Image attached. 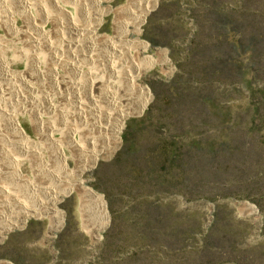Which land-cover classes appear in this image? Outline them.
<instances>
[{
  "label": "rangeland",
  "instance_id": "obj_1",
  "mask_svg": "<svg viewBox=\"0 0 264 264\" xmlns=\"http://www.w3.org/2000/svg\"><path fill=\"white\" fill-rule=\"evenodd\" d=\"M138 3L113 0L101 4L109 13L102 16L98 25L95 8L84 5L88 9L86 14L94 18L89 23L78 17L83 19L80 20L83 26H92V35L99 43L91 54L97 59L92 65L85 60L81 62L83 77L70 71L65 73L62 67L61 74L83 83L104 78L98 81H107V88L118 90L119 95L126 92V83H115L104 61L111 49L107 43L122 45L121 28L124 22H131V14L120 19L115 14L122 8L137 12ZM65 10L61 11L62 18L58 16L60 21L66 24L67 19L77 20L68 7ZM13 18H17L19 27L24 25L21 17L13 15ZM8 27L0 25L1 63L13 72L26 71V66L33 65L31 62H36V58L45 72L57 67L52 57L40 55L24 34L11 33ZM63 33L62 38L67 37ZM87 36L84 34L82 38ZM127 39L145 45L140 50L132 46L127 52L137 62L146 64L136 81L144 87L146 103L138 113L126 115L115 131L110 151L95 158L80 175L78 169L84 164L85 155L74 151L68 141L61 139L57 145L48 136L36 137L28 119L21 114L20 122L31 138L29 146L34 149L23 152L17 144H10L8 138L14 137L6 130L8 125L3 122V128L0 126V170H3L0 183L5 180L0 185L23 197L29 205L46 199V187L64 192L54 204L62 214L60 229L48 238V219L26 218L22 229L14 230L12 235L24 242L31 240L32 245L24 251L21 248L18 255L27 264H264V0H153L140 14L135 31H129ZM163 58L166 64L156 65ZM112 65L123 76L134 74L133 64L125 57H115ZM24 76L29 82L32 79L37 94L30 93L27 85L14 88V84L6 85L0 79L3 82L0 81V88H8L3 89L8 91L6 94L0 93V108L19 111L21 106L29 105L40 107L41 111L46 97L56 100L58 92L52 82L43 86L39 76L32 73ZM87 92L84 90V95L82 91V101L90 97ZM30 95L37 99L40 96V102L33 101V97L29 100ZM24 97L28 99L25 101ZM60 100L62 103L54 102L63 104L60 106H64L61 109L64 111L58 110L57 116L45 113L46 123L65 132L73 127L78 130L76 137L82 135V144L87 145L91 124L85 123L87 127L82 120L80 126L74 115L81 111L67 108L69 103ZM123 103L126 105L127 101ZM85 110L82 115L92 122L93 113ZM94 137V145L99 146L96 149L106 144ZM60 149L70 158L67 172L57 156ZM57 163L61 168L55 167ZM12 168L22 172L19 183ZM51 171L70 182L75 178L82 188L102 196L108 215L106 227L101 228L103 222L96 201L77 189L65 193L68 184L53 179ZM34 183L40 187L36 193L30 190ZM4 193L0 188V213L21 214L12 198ZM244 204L253 205L255 214L245 209ZM2 223L0 219V227ZM1 241L5 243V239ZM14 253L3 248L0 258Z\"/></svg>",
  "mask_w": 264,
  "mask_h": 264
},
{
  "label": "bare ground",
  "instance_id": "obj_2",
  "mask_svg": "<svg viewBox=\"0 0 264 264\" xmlns=\"http://www.w3.org/2000/svg\"><path fill=\"white\" fill-rule=\"evenodd\" d=\"M87 1L90 3V5H92V7H94L95 9H97V12L99 11L102 15L103 14H106V12L108 13V10L105 11V10H102V9L99 8V6H98L99 5L98 4V0H86V2ZM131 1H133V2L135 1L136 3H138L140 1L138 3V10L136 12V11H132L133 9L132 10H129L128 8H122V9H120L118 11L117 14H115L118 19H120V17L121 18L124 17L125 15L127 16V14H128V16L131 14V16H130L131 22H129L131 24H129L128 22H124L123 27L122 28L120 27L121 30H123L122 31L123 38L121 39L122 45H120L119 47H117L115 45H112L110 43H107L108 44V47L110 46L109 48H111V49H110V52L107 51V52H109V55H107L108 57L106 56L107 57V60L104 61V62H106V65H108V66H106L107 67V70L110 73L112 72V74H113L112 77L114 78L115 83L124 81L126 83L125 85H127V87H128L127 90H126V92H124V93L121 92L122 94L119 95L120 92L118 90L114 91V90H111V89H109V88L106 87V84L107 83L105 84V82H107V81H105L104 83H103V81H98L101 78H98V80L96 81V78L93 79L91 77L92 79L87 80L86 83H83V82H81V79H73L74 77L71 78L70 76H68L67 74H65V73H69V71H70L71 74L73 72V73H75V75H78V76L81 75L82 76L83 73H82V68H81V65H80L81 62L85 60L87 63H90L92 65V62L97 59V57H93V55H95V54H93V55L91 54V53H93V51L96 50L97 44L99 43V42L97 43L96 38H94V36L92 35V31H93L92 26H90V25L89 26H87V25L86 26H83L82 21H80V20H83L80 17H84L88 21L89 20H92V16L87 15L86 13H88V11L85 10L84 7H83L85 0H0V25L6 26V27L9 26L7 29L11 33H14L15 32V33H19L21 35L24 34L25 37L28 38L27 41L30 43V45H32L36 49V51H38L40 53V55H44L45 57H52L53 62H55L56 65L58 64L57 67H55V68L52 67V68L48 69L45 72L42 69L43 66L41 65V61L36 58V62H33V61L31 62V64L34 63L33 65H31V66H29V65L26 66L25 65L26 66V71L13 72L12 70L9 69L8 65L6 66V65H4L3 63L0 62V79L6 85H8V84L9 85L10 84H14L15 85L14 88L15 87L17 88L18 86H20V84L25 85V86L27 85L30 88V90H29V91H31L30 93L36 92V94H37V89L38 88L36 89V87L33 85V83H31L32 79L29 82L26 79L27 76L26 75H25L26 77L24 76V73H29V74L32 73V74H35V76L36 75L39 76L40 77V80L42 79L40 82H43V86L45 84L47 85L50 82H52L54 84V86L56 87L55 90H57V92H58L57 93V96L58 97H56V100L53 97L52 98L46 97L44 100H42V98H40L43 101V103H44V104L41 103V111H39L40 110V107L37 108L35 106L36 108H34L33 106H29V105L28 106H26V105H24V106L19 105V106H21V108H19L20 109L19 111L18 110L16 111L15 109L8 110V109L5 108V106H3V108H0V117H1V119H0V126L2 125L3 122L5 123L6 126L8 125V128L5 126L7 128L6 130H10V134L9 135H11V133H12L11 136L14 137L13 138L14 140H11L12 138L11 139L8 138L10 140V141L8 140L10 142V144H12L13 146H14V144H17V147H19L21 150H23V152L24 151L25 152L34 151V149H32L31 146H29L30 143H28V141H30L31 138L29 137V134L27 133V131L25 130V128L22 126V123L20 122L21 119H19V115L22 114L23 117L26 116V118L28 119L31 128L33 129L32 132H35V135H37L36 137L43 138L44 136H46V137L48 136L47 138H49L50 141L56 143L57 145H59V142L61 141V139H63L64 141L66 140V141H68V143H71L73 145L74 151H77L80 154H82V152H83V154L85 155L84 164L81 165L80 167L78 166L79 163L77 165L79 167V169H78V174L79 175L82 173L83 170H85L86 168H90L91 167V164H92V162H93V160L95 158H97L99 156H102L104 154L106 155L110 151V149L112 147V143H113V138H114V135H115V131H116L119 123L126 117V115H131V114L138 113L142 109V107L145 105L146 100H147V98H146V92L144 90V87L143 86H140L136 82L137 81V78L142 73V71L145 68L146 64L143 65V63H141V62H140L141 63L140 64L139 62H137L135 60V57H133L132 54L130 55L127 52V49H129L132 46L139 47V49H144L145 45L141 41L127 39V34L129 33V31H135V27L137 26L138 22L140 21V14L143 12V10L146 7L150 6L153 3V0H131ZM67 7H68V10L70 12L71 11L73 12V14L75 15V17H76L77 20H73L72 18L71 19H67L66 24H64L62 21L59 20L58 16L62 18V16H61L62 15V12L61 11L65 12L66 11L65 9H67ZM82 8H83V10H82ZM74 9L76 10V12L74 11ZM66 13H68V12H66ZM83 13L85 15H83ZM54 14H56L57 16L54 17L53 16ZM13 15H16L18 17H21L22 20H23V24L24 25H22V26L19 27L18 26L17 18L14 19L13 18ZM78 16H80V17H78ZM97 16H98V14H97ZM65 20H66V18H65ZM89 23H90V21H89ZM129 26H131V28H132L131 30L128 28ZM64 31H65L67 37L64 38V35H63V38H62V33ZM84 34H86L88 36L82 38V36ZM21 35H18V36H20V38H21ZM58 35H59V37H58L59 39H57V36ZM60 36H61V39H60ZM85 38H86V40H84ZM1 40L2 39H0V41ZM20 42H22V40ZM24 42H26V41H24ZM2 46H4V45H2ZM5 47H7V46L5 45ZM19 47L20 46H18L17 48L19 49ZM21 48H22V46H21ZM23 49H25V48H23ZM105 49H106V47H105ZM122 50H125L126 52L125 53H122ZM26 51H27V49H26ZM44 51L46 53L43 54ZM30 53H31V51H30ZM19 54H21V53H19ZM82 57H83V60H82ZM115 57H125L126 60H129V62L132 63L133 66H134V74L131 73V74H128V75L123 76L122 73L119 71V69L118 68L116 69L115 66L113 67V65H112V60ZM42 58H43V56H42ZM23 59H24V57H23ZM28 61H29V59L27 60V62ZM44 61H45V59H44ZM97 61H99V60H97ZM157 61L158 62H157L156 65L163 66V65L166 64V60L164 58L161 59V60H157ZM102 62H103V60H102ZM99 63H101V62L99 61ZM83 64H84V62H83ZM61 67H62V71L64 70L65 73H62L61 74V72L59 71V68L61 69ZM95 67H97V66L95 65ZM101 68H102V66H101ZM122 72H123V70H122ZM45 73H47L48 75H46ZM86 74H87V72H86ZM106 77H108V76H106ZM103 79H101V80H103ZM82 80H85V79L82 78ZM2 81H1V84L3 83ZM99 82H100V85H99ZM112 83H113V81H112ZM6 85H4V86H6ZM39 85H40V83H39ZM7 87H10V86H7ZM121 87L123 88L124 86L121 85ZM39 88H40V86H39ZM3 89H5V88H3ZM3 89L0 88V93H3L4 94L6 92L5 90L8 89V88H6L5 90H3ZM21 89H23V88H21ZM83 89L84 90H89V92L91 94L90 97L88 95H86V96H88V98L86 97L87 99L85 101H82V91L84 93V90ZM15 92L16 91L14 90V93ZM89 92H87V93H89ZM95 92L97 93L96 95L94 94ZM22 93H23V91L21 92V94ZM38 94H40V93H38ZM84 95H85V93H84ZM25 96H26V94H25ZM51 96H52V94H51ZM32 97L33 96L30 95L29 96V100ZM39 97H38V99H39ZM61 98L63 100L65 99L64 103H66V102L69 103L68 104L69 105L68 107H67V105H65L67 108H70V106H71L72 108H74V109H76L78 111L79 110L81 111V112H78L77 115L76 114L75 115L73 114L74 116H76L77 121H78V123H79L80 126L82 125V120H83V123L84 124L85 123L86 124L88 123V125L91 124L90 125V126H92V127H90L91 128L90 129L91 130V133L90 134L87 133L89 135L86 138V144L87 145H83L82 144V135H80V137L79 136L76 137V133H78L76 131H78V130L71 129L73 127L70 126L69 127L70 130L67 129V131L65 132V129H63V128L53 127L54 125H52V126L49 127V124H51V123H49L48 121L47 122L49 124L46 123V120L47 119H45V118H47V117H45V116L47 114H50V116L51 115L57 116V111L58 110L61 111V109L64 107V106L63 107L60 106V105H63V104H57L58 102H61L62 101V100H60ZM5 99L6 98H4V100ZM13 99L19 100V98H14V97H13ZM24 99L26 101L28 98L24 97ZM38 99L35 98V97L32 98L33 101H39ZM33 101L31 102L32 105L34 103ZM54 101L55 102L57 101V103H56L57 105L55 104ZM124 101H127V104L126 105L123 103ZM17 102L20 103L22 101H20V102L17 101ZM10 103L12 104V102H10ZM38 103H37V105H38ZM20 104H22V103H20ZM27 104H29V103H27ZM6 106H7V104H6ZM107 108L108 109H112L113 112H109L108 110L105 111V109H107ZM88 109L93 113L92 116H94V117H91V118H93V121L92 122H89L87 119H86L87 120L86 121L85 120L86 117L84 115H82V110L83 111L84 110L87 111ZM65 110H66V108H65ZM89 110H88V112H89ZM42 111L44 113H41ZM62 111H64V110H62ZM45 113H46V115H45ZM83 113L85 114V112H83ZM67 115H68V113H67ZM60 116H63V115H60ZM69 116H71V114ZM48 117H49V115H48ZM88 119H90V118H88ZM64 120H66V119H64ZM67 122H69V121H67ZM66 123H64V124H66ZM75 123H73V125ZM47 124H48V126L46 127ZM74 127H76V126H74ZM81 129H83V131H84L86 128L85 129L84 128H81ZM86 131L87 130H85V132ZM79 133H80V130H79ZM1 136H2V134H1ZM94 136H97V138H99L97 140H102L106 144H104V146H102L100 149H96L95 147H97L98 145L97 146L94 145L95 139H96ZM15 139L17 141H15ZM2 140H3V138H2ZM40 140L41 139H39V141ZM4 143H2V144H4ZM42 143H44V142H42ZM97 143H98V141H97ZM45 145H47L46 148L49 146L47 142H46ZM53 145H55V144H53ZM57 145H55V146H57ZM6 147H7V145H6ZM39 147H37V148H39ZM98 148H99V146H98ZM21 150H19V151L21 152ZM43 150H44V148H43ZM62 150L63 149H60V151H61L60 153L57 152L59 150H55V151L57 152V156L59 155V158L61 160V163H62L63 167L66 170V168L68 167L67 166L68 165L67 160H68L69 157ZM10 151H12V150H10ZM16 153H17V151H16ZM19 154H18V156H19ZM54 155H56V153ZM13 156H15V155L13 154ZM9 157L11 158V156H9ZM46 157H48V156H46ZM37 158H35V159H37ZM3 159H4V157H3ZM32 159H30V160H32ZM54 159H56V158H54ZM43 160H45V159H43ZM74 160L75 159H73V161ZM78 160H79V158H78ZM78 160H77V162H78ZM33 161H34V159H33ZM51 162H52V160H51ZM4 164H5V162H4ZM6 166H8V165H6ZM39 166H41V165H39ZM52 166H54V165H52ZM57 166L61 168V166H59L58 163H57V165L55 167H57ZM43 167H44V165H43ZM70 167H71V165H70ZM14 169L12 168V170H14ZM57 169H58V171H60L59 168H57ZM75 170H74V173L72 172L74 175L76 174ZM1 171H3V170H0V172ZM41 171H43V170H41ZM4 172H6V171H4ZM66 172H67V170H66ZM66 172H65V174H66ZM13 173H14V176H15V178H17L18 183H19V180L22 179L20 177L22 175V172H20L19 170H16ZM51 173L54 175V178L53 179H55L57 182H59V183L66 182L68 184L66 186L67 189L65 190V193H67L69 191H73L74 189H77L79 191H83L85 194H87L92 199H94V201H96V203L98 204V208L100 209V212H101V219H102L101 222H103V223H101V228L106 227L107 222H108V215H107V211L105 209V205H104L103 198H102V196L100 194L94 192L91 189H85L84 187L82 188V186H80V181L76 180L75 178L73 179V182H70V181H67V179L65 177L64 178L66 180H64L63 178H61L60 176H58L56 173H54L52 171H51ZM78 174L76 176H78ZM23 176H24V174H23ZM70 176H72V175H70ZM50 177L48 179H50ZM8 178H6V179H8ZM43 178H44V176H43ZM3 179H4V177H3ZM69 179H71V178H69ZM4 182H5V180L3 181V183ZM11 182H13V180ZM11 182H8V183H11ZM3 183H0V184L4 185ZM54 184H57V183L55 182ZM2 185H0V188H2V190L6 193L5 196H7L8 198H12L11 199L12 200L11 202H14L15 203L16 207L19 209V211H20L21 214L18 215L19 217L15 215L16 217L14 216V218H16V219L13 218L14 219L13 220L12 218H9V217H12V216H9L8 214H6L4 212H1L0 213V219L3 221L2 226L0 227V240H2L5 237L4 235H5L6 231L11 230L14 227H20L22 225V223L25 221V219L28 218V217H32V218L39 219V220H41L42 218L48 219V222H50V225L48 227V233H49L47 235L48 238L55 231H57V230L60 229V227L62 225V214L56 208V206L54 204L60 198L61 195H64V192L62 191L63 188L61 189V192H63V193H60L56 189H54L52 187H46V188H44L45 189L44 195H45V198L46 199L44 201L43 200L42 201H39L38 199H36V201L37 200L39 201V202L37 201V204L34 203L33 205H29L28 203H26L27 201L26 202L23 201V199H22L23 197L20 198L18 195H15L13 192L9 191L5 186H2ZM22 185H23V183H22ZM45 185H46V183H45ZM57 185H59V184H57ZM36 186L37 185L35 184L34 187H31V189H30L31 192L36 193V191H39L40 190V187L37 186V187H39V189H38ZM63 186H65V185H63ZM27 188L26 189L24 188V189L27 191ZM30 190H28L27 192H29ZM22 193H23V191H22ZM40 193L43 195L42 192H40ZM26 195H27V193H26ZM26 195H23V196H26ZM10 196H13V197H10ZM41 196H39V197H41ZM29 197H30V195H29ZM31 198H34V197H31ZM7 202H10V201H6V203ZM11 202H10V204H12ZM10 204H9V206H10ZM244 206H246L245 209H247L249 212H251L252 214H255V208L253 207V205L251 206V205H248V204H244ZM6 217H8V218L5 219ZM0 264H10V263H6V262L2 263V262H0Z\"/></svg>",
  "mask_w": 264,
  "mask_h": 264
},
{
  "label": "crops",
  "instance_id": "obj_3",
  "mask_svg": "<svg viewBox=\"0 0 264 264\" xmlns=\"http://www.w3.org/2000/svg\"><path fill=\"white\" fill-rule=\"evenodd\" d=\"M113 0H98V6H99V8L100 9H102V7H101V4H108V3H110V2H112ZM100 2V3H99ZM87 3H88V6L90 5L89 4V2L87 1L86 2V0H85V2H84V7H86L87 6ZM91 6V5H90ZM82 10H83V8H82ZM88 10V9H87ZM102 10H105V9H102ZM110 10V9H109ZM95 11H96V15L98 14V16H95V20H97L98 21V23H97V25L100 23L99 21H101V19H102V16L104 15H102L99 11V13L97 12V9H95ZM90 12V11H89ZM111 12V11H110ZM109 13V12H108ZM93 17V16H92ZM94 18V17H93ZM140 50V49H139ZM7 214V213H6ZM18 216L16 213H9V216H12V217H9V218H14V216ZM19 217V216H18ZM8 217H6L5 219H7ZM14 219H16V218H14ZM13 219V220H14ZM30 220V219H29ZM26 227V226H25ZM21 227H15L14 229H11V230H8L6 233H5V237L3 238V239H5V243H3L2 241H1V243H0V253L1 252H3V248H5L7 251H12V250H14L15 251V253L14 254H11V255H6V256H3V257H1L0 258V262H2V263H4V262H6V263H10V264H27V263H25L23 260H22V258L20 257V255H18V254H20V253H18V251H20V249L22 248L23 250L22 251H24L25 250V248L27 247H31V245H32V242H31V240H27L26 242H24L23 240L21 241L20 240V238H17V237H15V235H12V233L14 232V230H16V229H18V230H21L20 229ZM24 229V228H23ZM9 235V236H8ZM11 236V237H10ZM7 240V241H6ZM28 249H30V248H28ZM29 251V250H28ZM28 254H30V252H27Z\"/></svg>",
  "mask_w": 264,
  "mask_h": 264
},
{
  "label": "trees",
  "instance_id": "obj_4",
  "mask_svg": "<svg viewBox=\"0 0 264 264\" xmlns=\"http://www.w3.org/2000/svg\"><path fill=\"white\" fill-rule=\"evenodd\" d=\"M129 126V125H128Z\"/></svg>",
  "mask_w": 264,
  "mask_h": 264
}]
</instances>
